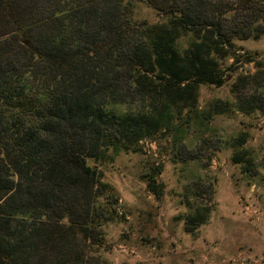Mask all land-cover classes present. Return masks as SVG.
<instances>
[{"label": "trees", "instance_id": "obj_1", "mask_svg": "<svg viewBox=\"0 0 264 264\" xmlns=\"http://www.w3.org/2000/svg\"><path fill=\"white\" fill-rule=\"evenodd\" d=\"M262 34L264 0H0V264H84L118 203L98 165L189 127L198 87Z\"/></svg>", "mask_w": 264, "mask_h": 264}, {"label": "rangeland", "instance_id": "obj_2", "mask_svg": "<svg viewBox=\"0 0 264 264\" xmlns=\"http://www.w3.org/2000/svg\"><path fill=\"white\" fill-rule=\"evenodd\" d=\"M134 19L161 21L143 2ZM219 76L198 87L189 127L175 123L98 165L118 203L111 212L100 201L84 264H264V34L237 41Z\"/></svg>", "mask_w": 264, "mask_h": 264}, {"label": "built area", "instance_id": "obj_3", "mask_svg": "<svg viewBox=\"0 0 264 264\" xmlns=\"http://www.w3.org/2000/svg\"><path fill=\"white\" fill-rule=\"evenodd\" d=\"M146 140H147V139H143V140L140 141V143H144V141H146Z\"/></svg>", "mask_w": 264, "mask_h": 264}, {"label": "water", "instance_id": "obj_4", "mask_svg": "<svg viewBox=\"0 0 264 264\" xmlns=\"http://www.w3.org/2000/svg\"><path fill=\"white\" fill-rule=\"evenodd\" d=\"M25 44H27V41L25 42Z\"/></svg>", "mask_w": 264, "mask_h": 264}]
</instances>
